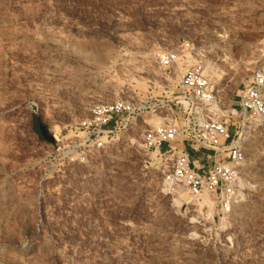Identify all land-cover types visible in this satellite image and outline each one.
I'll return each instance as SVG.
<instances>
[{"label": "rangeland", "instance_id": "1", "mask_svg": "<svg viewBox=\"0 0 264 264\" xmlns=\"http://www.w3.org/2000/svg\"><path fill=\"white\" fill-rule=\"evenodd\" d=\"M263 56L264 0H0V264H264V121L242 123L227 201L167 186L165 149L143 143L166 111L182 119L190 67L234 126ZM116 100L149 109L80 146L78 123Z\"/></svg>", "mask_w": 264, "mask_h": 264}, {"label": "built area", "instance_id": "2", "mask_svg": "<svg viewBox=\"0 0 264 264\" xmlns=\"http://www.w3.org/2000/svg\"><path fill=\"white\" fill-rule=\"evenodd\" d=\"M178 61L177 52H168L159 64L169 71ZM178 88L174 100L182 109V119L178 121L166 111L163 123L144 132L143 143L148 148L165 149L163 175L167 186L183 187L194 196L208 192L221 200H230L238 188L240 166L245 159L239 138L242 123L248 118L264 121V56L241 90L234 126L219 113L209 111L216 105L214 88L199 66L182 71ZM148 109L141 101L116 100L93 105L88 116L78 123V131L83 135L79 145L88 150L103 148L116 132L125 130Z\"/></svg>", "mask_w": 264, "mask_h": 264}, {"label": "bare ground", "instance_id": "3", "mask_svg": "<svg viewBox=\"0 0 264 264\" xmlns=\"http://www.w3.org/2000/svg\"><path fill=\"white\" fill-rule=\"evenodd\" d=\"M254 63V62H253ZM125 66H127V65H124V68L122 67V69H117V71H116V78H118L117 76H123V77H129L130 76V71H129V69L127 68V67H125ZM115 78V77H114ZM117 80V79H116ZM156 123H159V121L158 122H156Z\"/></svg>", "mask_w": 264, "mask_h": 264}, {"label": "crops", "instance_id": "4", "mask_svg": "<svg viewBox=\"0 0 264 264\" xmlns=\"http://www.w3.org/2000/svg\"><path fill=\"white\" fill-rule=\"evenodd\" d=\"M194 156V155H193Z\"/></svg>", "mask_w": 264, "mask_h": 264}]
</instances>
